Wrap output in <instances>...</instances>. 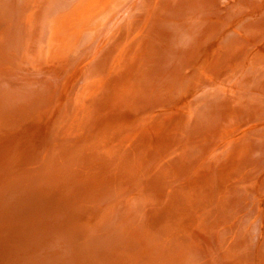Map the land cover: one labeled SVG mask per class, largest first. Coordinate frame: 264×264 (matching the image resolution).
<instances>
[{"label": "bare ground", "instance_id": "obj_1", "mask_svg": "<svg viewBox=\"0 0 264 264\" xmlns=\"http://www.w3.org/2000/svg\"><path fill=\"white\" fill-rule=\"evenodd\" d=\"M18 135L0 264H264V0H0Z\"/></svg>", "mask_w": 264, "mask_h": 264}, {"label": "rangeland", "instance_id": "obj_2", "mask_svg": "<svg viewBox=\"0 0 264 264\" xmlns=\"http://www.w3.org/2000/svg\"><path fill=\"white\" fill-rule=\"evenodd\" d=\"M32 73V72H31ZM19 75L23 74V73H18ZM22 76V75H21ZM21 135V134H20ZM20 135L18 136H15L14 140L12 141V143L10 144V147H9V150H8V155L5 156V160H0V161H3L1 164H0V172H4V175L8 174V172H13L14 170H12V168H18V166H21V165H25V164H28V163H31V153L29 151V153L27 154V157H25L24 159L17 155H19V153L17 154V150L15 149V140L17 138L20 137ZM28 136V135H27ZM11 141V140H10ZM23 148V146H22ZM12 150V151H11ZM11 151V152H10ZM19 151V150H18ZM39 151V150H38ZM5 161V162H4ZM4 163V164H3ZM33 163L35 162H32L28 167L26 168H22L20 169L18 172H15L13 175L10 176V178H15V177H18L19 175H24V173H27V172H30L32 174H35L37 172H33V169H39L40 167L39 166H36L35 168H33ZM36 164V163H35ZM2 165V166H1ZM5 165V166H4ZM261 172H263V168H261L260 170ZM31 175V174H30ZM24 177V176H23Z\"/></svg>", "mask_w": 264, "mask_h": 264}]
</instances>
